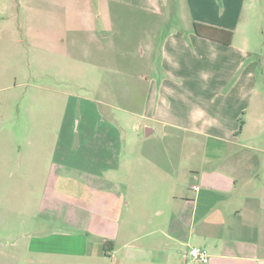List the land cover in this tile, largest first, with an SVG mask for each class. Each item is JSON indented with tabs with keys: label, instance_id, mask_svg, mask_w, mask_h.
<instances>
[{
	"label": "crops",
	"instance_id": "crops-1",
	"mask_svg": "<svg viewBox=\"0 0 264 264\" xmlns=\"http://www.w3.org/2000/svg\"><path fill=\"white\" fill-rule=\"evenodd\" d=\"M183 1L179 4L180 0H169L172 9L166 0H83L82 5L72 7V13L80 17L72 23L77 27L81 23L80 28L97 45L107 36L99 34L95 21L98 13H95L106 4L107 10L108 5L118 9L123 6L160 17L168 12L173 17L189 14L184 20L172 19L147 27L142 54L148 64L143 73L133 75L142 80L155 72L159 79H151L146 86L143 113L129 114L150 123L145 126L153 128L150 136L157 133L155 126H161L168 141L181 140L182 133H187L192 139L206 143L203 150L196 149L186 158L191 163L189 169H185V151L149 152L147 157L153 156L152 162L172 163L168 169L174 178L171 186L168 183L160 193L159 190L146 192L154 206L164 202L170 205V215L164 209H154V216L144 227L147 244H138L140 237L132 234V244L118 264H202L187 258L193 248L209 253L207 264H264V55L260 54V33L254 32V27L261 28L264 0ZM178 7L183 12L178 13ZM195 24L221 30L224 35L231 32V44L196 35ZM121 74L119 70L113 73L116 78L113 86ZM92 107L99 116L97 108ZM112 121L120 125V120ZM130 122L134 129L138 127L135 119ZM86 124L89 127L94 122ZM113 125L116 134L111 137L91 129L84 135L86 151L81 153V160L85 158L84 162L90 166L84 162L72 163L78 152L71 148L61 152L70 161H55L48 171L44 198L52 201L44 205L48 211L44 213L49 214L55 205H62L56 215L40 217L49 224L52 236L58 231L65 233L63 236L77 234L78 231L71 232L75 223V228L83 231L81 235L85 234V247H88L90 241L85 238L90 240L91 222L99 221L95 226L108 223L109 217L101 215L98 207L87 204L80 211L73 203V199L90 198L87 192L90 186L100 188L102 195H112L119 213L125 206L115 179L121 170L125 140L117 132V125ZM208 142L217 143L210 147ZM219 142L224 146L222 149L217 148ZM106 156L113 161L108 163ZM154 156L162 160H154ZM95 157L102 159L93 165ZM161 184L148 186L159 188ZM77 188L83 191H74ZM155 216L169 220L154 221ZM110 253L116 251L112 249Z\"/></svg>",
	"mask_w": 264,
	"mask_h": 264
},
{
	"label": "rangeland",
	"instance_id": "rangeland-1",
	"mask_svg": "<svg viewBox=\"0 0 264 264\" xmlns=\"http://www.w3.org/2000/svg\"><path fill=\"white\" fill-rule=\"evenodd\" d=\"M78 1L0 0V264H118L132 244V234L140 237L138 244H147L144 227L154 216V209H164L170 215V205L164 202L154 206L146 192L160 193L168 183L171 186L174 178L168 169L172 163L152 162L153 156L147 157L149 152L185 151V169H189L191 163L186 158L196 149L203 150L206 143L187 133H182L181 140L168 141L166 130L154 124L157 133L147 137L145 126L150 123L129 114L143 113L146 86L151 79H159L155 72L142 80L133 75L143 73L148 64L142 54L147 27L172 19L184 20L189 14L173 17L168 12L160 17L123 6L118 9L108 5L107 10L106 4L95 13L99 34L107 36L97 45L80 28L81 23L79 27L72 23L80 20L78 14L72 13V7L83 4V0ZM166 4L172 9L169 0ZM176 10L183 12L179 7ZM260 21V30L254 27V32L260 33V54L264 55V13ZM116 70L122 74L113 86ZM92 106L99 116L93 113ZM98 117L104 120H94ZM132 118L138 125L135 129ZM113 119L120 120V125ZM91 120L94 124L88 127L86 123ZM113 123L125 140L121 170L115 178L125 206L119 213L112 195H102L100 188L90 186V198L73 199V203L80 211L87 204L98 207L101 215L109 217L108 223L95 226L99 221L91 222L90 240L85 238L90 241L88 247L85 234L81 235L83 231L77 230L75 223L70 231L77 234L63 236L65 233L58 231L52 236L49 224L40 217L56 215L62 205L44 213V205H50L51 200L44 198L48 171L55 161L69 162L61 152L71 148L78 152L72 163L82 164L84 135L91 129L111 137L116 134ZM208 143L214 147L217 142ZM222 145L219 142L217 148L222 149ZM93 159L96 165L95 161L102 158ZM106 160L113 161L109 156ZM154 160L162 159L154 156ZM156 182L162 183L159 188L148 186ZM160 220L167 222L169 217L155 216L154 221ZM62 228L66 229V225ZM106 242L110 245L107 248ZM112 249L116 253L109 254Z\"/></svg>",
	"mask_w": 264,
	"mask_h": 264
},
{
	"label": "trees",
	"instance_id": "trees-1",
	"mask_svg": "<svg viewBox=\"0 0 264 264\" xmlns=\"http://www.w3.org/2000/svg\"><path fill=\"white\" fill-rule=\"evenodd\" d=\"M194 29H195L196 35H198L202 38L212 40V41H216V42L221 41L222 43L227 44V45L231 44V40L233 37V34L231 32H227L224 35L223 31H221V30H218L215 28H210L208 26H204L201 24H195ZM221 39H223V40H221ZM106 248H107V244H106Z\"/></svg>",
	"mask_w": 264,
	"mask_h": 264
},
{
	"label": "built area",
	"instance_id": "built-area-1",
	"mask_svg": "<svg viewBox=\"0 0 264 264\" xmlns=\"http://www.w3.org/2000/svg\"><path fill=\"white\" fill-rule=\"evenodd\" d=\"M187 258H192L194 261L207 264L209 262L210 255L202 248H193L189 250Z\"/></svg>",
	"mask_w": 264,
	"mask_h": 264
},
{
	"label": "water",
	"instance_id": "water-1",
	"mask_svg": "<svg viewBox=\"0 0 264 264\" xmlns=\"http://www.w3.org/2000/svg\"><path fill=\"white\" fill-rule=\"evenodd\" d=\"M152 131H153V128L152 127H146V129H145L146 136H150V134L152 133Z\"/></svg>",
	"mask_w": 264,
	"mask_h": 264
}]
</instances>
